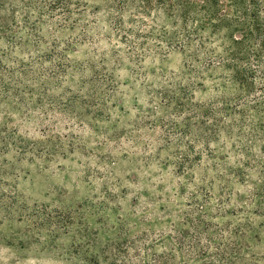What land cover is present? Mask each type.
I'll use <instances>...</instances> for the list:
<instances>
[{
    "label": "rangeland",
    "instance_id": "obj_1",
    "mask_svg": "<svg viewBox=\"0 0 264 264\" xmlns=\"http://www.w3.org/2000/svg\"><path fill=\"white\" fill-rule=\"evenodd\" d=\"M138 16V56L103 13L63 67L47 24L0 47V264H264V85L240 104L221 69L196 82Z\"/></svg>",
    "mask_w": 264,
    "mask_h": 264
},
{
    "label": "trees",
    "instance_id": "obj_2",
    "mask_svg": "<svg viewBox=\"0 0 264 264\" xmlns=\"http://www.w3.org/2000/svg\"><path fill=\"white\" fill-rule=\"evenodd\" d=\"M99 13L113 32L124 37L130 57L138 56L141 31L136 28L145 21L138 15L147 14L149 56L180 51L184 72L195 75L196 82L204 81L205 72L221 69L226 76L222 88L231 86L235 92L230 100L240 104L264 85V0H0V47L13 52L32 43L39 49L44 41L41 29L47 24L52 37L44 56L51 65L63 67L66 51L92 37L90 29L98 23ZM65 31L68 38L61 41L58 33ZM252 103V115L263 117L264 99ZM236 113L212 105L211 113L203 117ZM216 126L209 128V141L221 133L220 124Z\"/></svg>",
    "mask_w": 264,
    "mask_h": 264
}]
</instances>
